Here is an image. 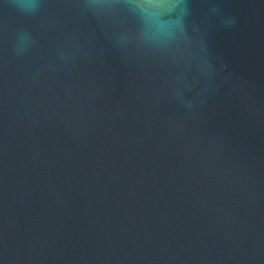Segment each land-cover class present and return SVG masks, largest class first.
<instances>
[{
	"label": "water",
	"instance_id": "95a60500",
	"mask_svg": "<svg viewBox=\"0 0 264 264\" xmlns=\"http://www.w3.org/2000/svg\"><path fill=\"white\" fill-rule=\"evenodd\" d=\"M0 264H264V0H0Z\"/></svg>",
	"mask_w": 264,
	"mask_h": 264
}]
</instances>
